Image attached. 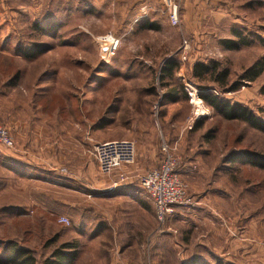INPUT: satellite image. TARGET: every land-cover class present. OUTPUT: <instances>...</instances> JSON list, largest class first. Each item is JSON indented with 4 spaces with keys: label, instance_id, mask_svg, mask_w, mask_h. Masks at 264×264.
Segmentation results:
<instances>
[{
    "label": "rangeland",
    "instance_id": "374dc122",
    "mask_svg": "<svg viewBox=\"0 0 264 264\" xmlns=\"http://www.w3.org/2000/svg\"><path fill=\"white\" fill-rule=\"evenodd\" d=\"M168 60L179 69L161 82ZM261 62L264 0H0V124L51 135L0 146V240L37 264L65 246L72 264H264V171L248 163L264 159V132L201 99L262 118L264 72L241 80ZM200 63L229 70L239 90L198 81ZM118 140L135 145L126 172L139 152L159 167L166 146L191 206L160 222L121 188L125 170L102 175L93 149Z\"/></svg>",
    "mask_w": 264,
    "mask_h": 264
},
{
    "label": "trees",
    "instance_id": "16d2710c",
    "mask_svg": "<svg viewBox=\"0 0 264 264\" xmlns=\"http://www.w3.org/2000/svg\"><path fill=\"white\" fill-rule=\"evenodd\" d=\"M145 29H157L153 24H147ZM235 36L244 42L239 33ZM224 46L230 50L239 49V44L236 41H228ZM179 65L174 60H168L164 63L160 71V81L166 82L173 80L175 73L178 71ZM264 72V64L258 63L242 76L241 80L246 82H255ZM193 77L198 81H208L215 84L218 89L230 92L239 90L240 85H230V72L227 69H220L217 63L196 64L193 68ZM230 87V88H229ZM261 93L264 95V85L261 88ZM201 99L209 106L216 114L223 117L227 121H239L247 124L251 128L264 132V108L259 109V113L263 117H258L254 112L239 106L238 104H231L222 100L219 96L208 93L201 95ZM249 165L261 171H264V159L254 156L248 157ZM76 246H65L52 254L51 258L44 261L43 264H72L77 258V252L74 251ZM0 264H37L34 254L25 248L19 247L16 244L4 243L0 240Z\"/></svg>",
    "mask_w": 264,
    "mask_h": 264
},
{
    "label": "built area",
    "instance_id": "2783aa9c",
    "mask_svg": "<svg viewBox=\"0 0 264 264\" xmlns=\"http://www.w3.org/2000/svg\"><path fill=\"white\" fill-rule=\"evenodd\" d=\"M173 25L178 23L175 9L171 14ZM104 43H109L112 48L118 46V40L112 35L102 37ZM0 146L13 149L15 140L10 130L0 124ZM164 158L160 166L149 171L140 178V186L154 205L155 214L160 222L172 216L177 210L191 206L186 187L178 178L175 161L169 154L168 148L163 147ZM93 157L98 170L102 175H111L122 166H130L135 162V145L128 140L108 141L97 144L93 149ZM125 175H120V182L126 181ZM60 223L68 224L67 218H61Z\"/></svg>",
    "mask_w": 264,
    "mask_h": 264
},
{
    "label": "crops",
    "instance_id": "0c3cea01",
    "mask_svg": "<svg viewBox=\"0 0 264 264\" xmlns=\"http://www.w3.org/2000/svg\"><path fill=\"white\" fill-rule=\"evenodd\" d=\"M10 130L12 136L14 137L15 140V145L17 144H29L31 143H36V139H41L44 141H49L51 138L50 134L43 135L37 132L36 134L33 133L32 136H28V124H16L13 128ZM4 148V147H3ZM7 149V148H6ZM143 155L140 154V152L137 154V161L136 165L130 169V172H126L128 170V167L122 166L114 170L112 174L115 172L123 171L122 173H118L117 179H119V175H125L127 177L126 181L121 182L124 183L121 188L124 190H127L128 192L132 193L135 195L136 201L139 203H144V201H150V198L145 194L143 189L141 188L139 184V179L141 176H143L147 170L158 167L160 163V158L157 157V154L153 151L150 153L149 158H146L147 160L144 161ZM130 167V166H129ZM145 172V173H144ZM143 173V174H142ZM138 179V180H137ZM138 182V183H137ZM137 183V184H136ZM136 184V185H135ZM152 203V202H151Z\"/></svg>",
    "mask_w": 264,
    "mask_h": 264
},
{
    "label": "bare ground",
    "instance_id": "6f19581e",
    "mask_svg": "<svg viewBox=\"0 0 264 264\" xmlns=\"http://www.w3.org/2000/svg\"><path fill=\"white\" fill-rule=\"evenodd\" d=\"M195 100V99H194Z\"/></svg>",
    "mask_w": 264,
    "mask_h": 264
}]
</instances>
